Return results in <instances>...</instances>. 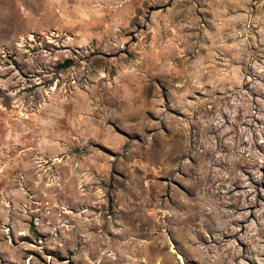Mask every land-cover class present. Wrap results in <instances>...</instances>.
<instances>
[{
  "label": "rangeland",
  "instance_id": "rangeland-1",
  "mask_svg": "<svg viewBox=\"0 0 264 264\" xmlns=\"http://www.w3.org/2000/svg\"><path fill=\"white\" fill-rule=\"evenodd\" d=\"M183 263L264 264V0H0V264Z\"/></svg>",
  "mask_w": 264,
  "mask_h": 264
},
{
  "label": "trees",
  "instance_id": "trees-1",
  "mask_svg": "<svg viewBox=\"0 0 264 264\" xmlns=\"http://www.w3.org/2000/svg\"><path fill=\"white\" fill-rule=\"evenodd\" d=\"M70 64L69 60L64 61V63L62 64V67H68Z\"/></svg>",
  "mask_w": 264,
  "mask_h": 264
},
{
  "label": "bare ground",
  "instance_id": "bare-ground-1",
  "mask_svg": "<svg viewBox=\"0 0 264 264\" xmlns=\"http://www.w3.org/2000/svg\"><path fill=\"white\" fill-rule=\"evenodd\" d=\"M181 257V256H180ZM182 262H183V260H182ZM184 264V263H183Z\"/></svg>",
  "mask_w": 264,
  "mask_h": 264
}]
</instances>
